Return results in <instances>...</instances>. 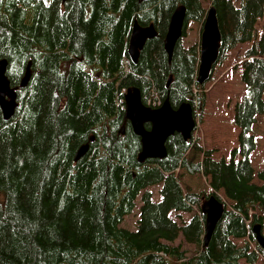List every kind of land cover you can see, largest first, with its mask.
Masks as SVG:
<instances>
[{"label":"trees","instance_id":"16d2710c","mask_svg":"<svg viewBox=\"0 0 264 264\" xmlns=\"http://www.w3.org/2000/svg\"><path fill=\"white\" fill-rule=\"evenodd\" d=\"M179 5L185 6L182 38L189 21L200 22L201 33L208 6L215 8L217 63L251 41L264 11V0H240L238 7L232 0L208 6L204 0H0V59L11 87L19 86L28 62L31 70L27 86L16 90L12 117L4 119L0 109V264H258L248 242L239 247L233 238L255 242L251 227L264 221V183L254 182L249 156L255 143L248 135L264 111V60L256 57L264 53V34L240 64L245 94L235 104L238 147L228 161L174 133L164 158L139 162L140 138L129 122L124 125L117 103L122 89L137 87L142 101L153 89L162 101L168 95L173 108L189 101L194 117L201 113L199 43L184 47L180 38L170 61L164 50ZM135 20L153 24L157 34L134 63L127 41ZM85 143L87 151L75 161ZM196 152L202 158L194 162ZM178 167L207 177L212 191L205 199L213 195L223 203L207 246L202 193L182 192ZM256 176L264 181V168ZM157 184L160 198L153 201L149 187ZM138 197L139 218L130 230L122 222ZM254 208L261 214L250 216ZM179 237L195 247L194 256L172 245Z\"/></svg>","mask_w":264,"mask_h":264},{"label":"water","instance_id":"95a60500","mask_svg":"<svg viewBox=\"0 0 264 264\" xmlns=\"http://www.w3.org/2000/svg\"><path fill=\"white\" fill-rule=\"evenodd\" d=\"M185 18V6L179 5L170 16L167 32L164 37V50L171 59L176 42L182 37V30ZM157 34L153 24L141 26L135 20L127 42V53L136 62L140 50L146 40ZM220 30L216 18V11L209 6L203 22L200 44L199 63L197 70V82L203 84L210 75L211 70L217 62L220 47ZM5 59H0V109L4 119H9L17 107L16 90L27 86L31 70L30 62L27 63L25 73L20 80L18 87H11L6 76ZM125 108L123 112L124 122H129L133 132L140 138V150L137 160L144 162L146 159H162L166 156V141L174 133H179L184 140H189L195 128L193 108L189 102H181L177 108H173L169 98L166 97L158 108H150L143 104L141 92L137 87H129L124 95ZM149 124V128L145 124ZM121 133L124 132V125L121 126ZM92 140L93 137L91 136ZM88 149V144L81 145L74 156V160L81 158ZM204 215V246H207L210 237L222 218L224 206L213 195L204 200L201 205ZM261 223L252 226L257 244L264 250V236L261 233Z\"/></svg>","mask_w":264,"mask_h":264},{"label":"rangeland","instance_id":"374dc122","mask_svg":"<svg viewBox=\"0 0 264 264\" xmlns=\"http://www.w3.org/2000/svg\"><path fill=\"white\" fill-rule=\"evenodd\" d=\"M49 3L51 0H44ZM206 6L210 4V0H204ZM232 4L235 7L240 5V0H232ZM200 30L201 23L195 21H189L186 29V35L182 38V44L184 47L200 42ZM264 34V11L261 17L256 20L255 31L251 41L245 43H238L228 53V57L221 63H216L212 70V76L210 80L204 83V105L201 113L196 117V128L192 132V141L200 145L205 149H213L212 157L214 159L223 158L228 161L231 156V150L238 147V134L239 129L233 123V113L235 104L239 102L242 96L245 94V85L240 80V64L244 59V53ZM257 58L264 60V53L257 55ZM236 66V67H235ZM262 100L264 101V88L262 90ZM255 148L250 153L249 159L254 169L255 179L254 182L262 184V181L257 178V173L264 168V111L263 114L257 115L256 120L253 123L250 132ZM189 151L186 152L188 155ZM194 162L200 161L202 156L199 152L192 153ZM239 154H236L235 159L239 158ZM176 174L178 175V183L184 194L189 193H202L201 203L206 200L204 195L210 194L212 191L209 185V179L203 176L201 173L188 174L182 168H176ZM160 184L150 186L149 189L152 192V200H159ZM225 202H230L225 198L222 191L219 192ZM199 204V205H200ZM141 205L139 197L136 200V206L133 212L127 215L122 222V226L130 230H134L137 226V220L139 218V207ZM197 206L193 209L198 212ZM252 213L261 214L257 209ZM181 215L184 218H188L189 213L182 212ZM175 217V214H172ZM262 232L264 234V221L262 225ZM247 241L250 250L258 251L257 242H254L248 238H233V242L237 246H242ZM181 244V249L185 251L187 257H192L196 254L195 247L191 244H187L182 241V237L176 238L172 241V245ZM264 258L263 253L259 254L258 264H264L262 260ZM238 264H246L243 259L239 260Z\"/></svg>","mask_w":264,"mask_h":264},{"label":"built area","instance_id":"2783aa9c","mask_svg":"<svg viewBox=\"0 0 264 264\" xmlns=\"http://www.w3.org/2000/svg\"><path fill=\"white\" fill-rule=\"evenodd\" d=\"M117 103L120 105L121 108H123V98L117 99ZM146 104L152 107H156L161 104V99L154 90L151 92V95L147 98Z\"/></svg>","mask_w":264,"mask_h":264},{"label":"flooded vegetation","instance_id":"af4514ba","mask_svg":"<svg viewBox=\"0 0 264 264\" xmlns=\"http://www.w3.org/2000/svg\"><path fill=\"white\" fill-rule=\"evenodd\" d=\"M184 20H185V18H184ZM185 22V21H184ZM147 41V40H146ZM167 57H168V55H167ZM168 61H170V60H168ZM170 80H171V77H169V79L167 80V86L169 85V83H170ZM166 97H168V95H166ZM127 122V121H126ZM126 122L124 123V125L126 124ZM147 126L149 127V125L147 124Z\"/></svg>","mask_w":264,"mask_h":264}]
</instances>
